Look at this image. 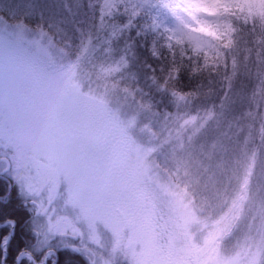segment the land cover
I'll return each mask as SVG.
<instances>
[{
  "label": "rangeland",
  "instance_id": "rangeland-1",
  "mask_svg": "<svg viewBox=\"0 0 264 264\" xmlns=\"http://www.w3.org/2000/svg\"><path fill=\"white\" fill-rule=\"evenodd\" d=\"M188 1L218 10L227 29L264 21V0ZM195 122L154 118L41 31L0 16V171L36 209L38 264L58 246L91 264H264V204L244 206L235 127L198 137Z\"/></svg>",
  "mask_w": 264,
  "mask_h": 264
},
{
  "label": "trees",
  "instance_id": "trees-1",
  "mask_svg": "<svg viewBox=\"0 0 264 264\" xmlns=\"http://www.w3.org/2000/svg\"><path fill=\"white\" fill-rule=\"evenodd\" d=\"M191 6L188 0H0V16L41 31L77 69L130 92L154 118H192L203 123L198 137L234 125L229 156L234 165L246 162L244 206L254 212L264 204L256 170L264 168V21L239 19L227 29L218 10L199 14ZM35 217V207L0 173V264H33L25 253L41 260ZM53 250L46 264H91L78 250Z\"/></svg>",
  "mask_w": 264,
  "mask_h": 264
},
{
  "label": "water",
  "instance_id": "water-1",
  "mask_svg": "<svg viewBox=\"0 0 264 264\" xmlns=\"http://www.w3.org/2000/svg\"><path fill=\"white\" fill-rule=\"evenodd\" d=\"M3 171H5V170H3ZM4 243L5 242H3L2 245H4ZM26 254L32 258L33 264H37V261L29 253H26ZM17 259L19 260V257Z\"/></svg>",
  "mask_w": 264,
  "mask_h": 264
},
{
  "label": "flooded vegetation",
  "instance_id": "flooded-vegetation-1",
  "mask_svg": "<svg viewBox=\"0 0 264 264\" xmlns=\"http://www.w3.org/2000/svg\"><path fill=\"white\" fill-rule=\"evenodd\" d=\"M0 173H1V174H4V173H5V171H3V170H2V171H0Z\"/></svg>",
  "mask_w": 264,
  "mask_h": 264
}]
</instances>
